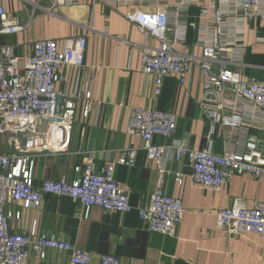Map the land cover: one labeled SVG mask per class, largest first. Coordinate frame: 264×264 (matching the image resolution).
<instances>
[{
    "label": "crops",
    "instance_id": "0c3cea01",
    "mask_svg": "<svg viewBox=\"0 0 264 264\" xmlns=\"http://www.w3.org/2000/svg\"><path fill=\"white\" fill-rule=\"evenodd\" d=\"M185 3L186 0H77L75 5L53 13L47 10L45 0H0L7 18L24 28L14 35H0V48L11 47L15 57L30 56L32 45L38 41L53 40L62 50L67 41L84 39L82 67H63L56 84L60 105L68 96L78 97L66 152L35 154L25 158L19 167L12 163L0 168L4 175L17 174L29 181L30 194L34 196L7 204L5 212L11 232L31 238L55 236L89 254L90 264H100L103 255L117 258L119 264H261L264 237H231L217 229L215 215L234 202L246 207L254 201L264 203V180L233 175L218 191L199 189L190 183L191 169L186 160L175 162L169 151L162 163L150 161L141 148L142 142L125 134L133 108L171 112L176 117L174 137H156L154 145L180 142L194 151L210 149L216 155L225 152L221 128L212 131L199 107V67H191L183 86L174 77L166 78L161 94L156 96L154 79L141 73L140 59L145 47L156 49L159 44L144 38L125 19L128 12L158 9H168L174 16ZM198 15L197 6H188L176 23L197 24ZM171 29L169 42L173 40L174 26ZM243 33L244 54L238 71L244 79L261 80L264 43L259 40L264 39V24L257 20L246 22ZM197 36L196 29L188 28L184 43L177 49L201 57ZM86 105L90 108L84 118ZM249 116L248 135L264 147V117L256 113H252V119ZM0 148L10 161L23 160L8 147L6 137L0 138ZM132 151V166L118 163L121 159L128 162ZM89 158L96 173L112 167L114 181L129 197L128 212L83 207L69 197L44 191L46 184L60 180L77 185ZM176 174L183 175L181 185L177 184ZM160 180L163 192L182 203L183 217L174 237L148 233L138 217ZM30 261L35 263L32 255ZM45 261L68 264L69 256L49 251Z\"/></svg>",
    "mask_w": 264,
    "mask_h": 264
},
{
    "label": "built area",
    "instance_id": "2783aa9c",
    "mask_svg": "<svg viewBox=\"0 0 264 264\" xmlns=\"http://www.w3.org/2000/svg\"><path fill=\"white\" fill-rule=\"evenodd\" d=\"M45 1L47 10L57 13L62 7L75 5L77 0ZM191 5L199 8L198 23H176L179 15L186 13ZM173 15L168 9L125 15L144 38L154 39L159 44L156 49H143L140 71L154 79V94L158 96L166 78L174 77L183 86L191 67L197 65L202 91L199 107L212 131L221 128L225 152L216 155L210 149L194 151L180 142L154 145L156 137L165 140L174 137L176 117L171 112L133 108L125 134L142 142L141 148L150 161L162 163L169 151L173 152L175 162L186 160L191 169L190 183L196 188L218 191L233 175L263 181L264 147L248 135L251 124L247 121V112H251V119L252 113L264 117V78L244 79L238 69L242 67L244 54V25L256 20L264 24V0H186L185 7L178 8ZM171 26H174V36L169 42ZM188 28L197 30L196 44L202 50L201 57L177 49V45L184 43ZM23 29L16 21L8 19L0 6V35H14ZM259 42L264 43V39ZM83 54L84 39L67 41L62 50L53 40L38 41L26 58L15 57L11 47L0 48V138L6 137L8 147L23 157V160L10 161L0 148V168L12 163L19 167L25 163V158L35 154L66 152L78 97L68 96L60 105L61 94L56 91V84L63 67H82ZM89 108V105L84 107V118ZM128 158V162L121 159L118 163L132 166L135 151L128 153ZM176 181L181 185L183 175L176 174ZM31 187L29 181L17 174L0 173V264H50L45 261L49 251L68 254V264H90L89 254L55 236L31 238L11 232L5 208L9 202L26 196L34 198L30 194ZM44 191L69 197L83 207L97 206L112 212L130 209L129 197L114 181L112 167L96 173L91 158L87 159L77 185L60 180L46 184ZM138 217L148 233L174 237L183 217L182 203L163 192L160 180ZM215 221L217 229L231 237H264V203L254 201L246 207L234 202L217 212ZM31 255L35 263L30 261ZM100 264H119V260L103 255ZM261 264H264V255Z\"/></svg>",
    "mask_w": 264,
    "mask_h": 264
}]
</instances>
